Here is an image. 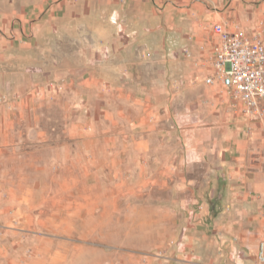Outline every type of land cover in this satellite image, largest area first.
<instances>
[{
    "label": "crops",
    "instance_id": "0c3cea01",
    "mask_svg": "<svg viewBox=\"0 0 264 264\" xmlns=\"http://www.w3.org/2000/svg\"><path fill=\"white\" fill-rule=\"evenodd\" d=\"M89 1L78 0V6L93 15L90 21L87 17L82 21L83 13L72 10L74 3L63 0L60 16L68 20L63 29L69 31L70 23H77L79 28L93 24L91 38L109 44L110 54L122 55L134 52L137 34L131 32L133 26H142L145 20L152 22L157 27L147 28V32L142 27L145 34L136 39H150L151 34L154 38L158 33L161 38H152V46L158 51L165 48V42L172 44L171 48L177 51V69L184 73V79L196 71L192 61L184 57V49L193 51L197 57L203 56L200 49L207 50L212 40L206 39L199 25L203 21L214 34L213 25L217 22L212 21L211 11L198 15L202 9L199 0H165L163 9L157 6L162 0H105L111 9L106 16L96 8L93 10ZM131 5H136L142 14L129 15ZM174 7L177 16H173ZM9 9L6 16L0 15L1 28L6 26L9 16L18 12L13 6ZM24 11L25 16L30 14L31 7L23 6ZM247 12L246 20H240L237 12V19L226 20L223 15L218 22L229 29L240 27L254 33L264 16L255 8ZM170 25L176 26L175 38L166 35V27ZM20 29L22 33L25 30ZM214 36L212 56L217 40ZM1 44L3 56L6 45L4 41ZM211 73L210 60L209 69L204 71V83L224 89L218 83L205 82ZM1 85L2 89L10 88L6 83ZM39 92L31 88L25 95L13 94L1 91L0 87V97L5 99L0 102V234L8 227L32 232L31 247L38 249L43 241L47 242L45 257L49 261L59 257L53 255L54 248L73 247L78 249L77 260L84 264H214L216 259L204 263L191 252L198 244L183 225L187 217L193 216L190 209L196 198L183 171L189 163L177 156V144L171 153L150 142L153 131L161 138L168 136L161 123L176 116L175 108L150 109V118L145 122L155 125L148 129L141 127L143 117L125 133H113L101 142L95 133H85L74 126L68 137L77 141L75 144L71 145L69 140L55 144L46 138L48 130L34 126L35 120H41L37 113L34 122L24 113L30 105L39 107L42 101ZM122 136L125 140L119 143ZM42 137V142H38ZM176 140L173 139L175 143ZM152 168L156 171L152 172ZM240 169L241 166L237 170ZM243 180L242 200L250 201L251 206L239 211L235 224L221 229L213 227L212 232H225L226 240L234 236L228 247L230 263L264 264L256 257L259 242L264 238V174L255 172L253 178ZM42 232L56 234L43 238ZM153 251L171 255L157 261L150 254ZM60 258L62 264H67L70 251L62 252Z\"/></svg>",
    "mask_w": 264,
    "mask_h": 264
},
{
    "label": "rangeland",
    "instance_id": "374dc122",
    "mask_svg": "<svg viewBox=\"0 0 264 264\" xmlns=\"http://www.w3.org/2000/svg\"><path fill=\"white\" fill-rule=\"evenodd\" d=\"M70 1L74 3L73 11L83 13L82 21L85 17L89 21V17L93 18L78 6V0ZM93 1L88 2H92L93 10L96 8L103 16L110 15L111 9L105 0ZM199 1L202 9L198 15L211 11L213 22L222 21L223 15L224 19L233 21L237 19V12L240 20H246L248 9L254 8L264 16V0ZM62 2L0 0V15L6 16L9 6L18 9L9 16L6 26L0 27V46L3 41L6 45L3 56L0 55V85H10L9 89H2L1 85V91L25 95L31 88L41 90L39 107L35 109L30 105L24 113L33 122L37 113L41 120H35L34 126L48 130L46 138L55 144L68 140L71 145L75 144L77 141L68 137L74 126L85 133H95L99 141L104 142L113 133L130 130L133 123L143 117L142 128L154 126L145 122L152 108L162 111L175 108L176 116L161 123L168 136L161 138L153 131L150 142L171 153L177 144V156L189 163L184 165L183 171L192 183L196 198L191 203L193 216L187 217L183 225L198 244L191 252L204 263L213 258L216 259L214 264H235L227 260L229 241L234 236L226 240L225 232L213 233L212 229L235 224L239 211L251 206L250 201L242 200L243 177L250 180L255 172L264 174V132L257 121L243 111L238 99L221 87L214 89L204 83V71L210 67L211 47L215 41L212 29L203 21L199 25L206 39L212 40L207 50L200 49L203 56L197 57L193 51L184 49V57L190 59L196 69L190 78L184 79V73L177 69V51L171 48L172 44L165 42V48L158 51L152 46L153 39L161 38L158 33L154 38L151 34L150 39H136L145 34L142 27L147 32V28L157 25L145 20L144 25L133 26L131 32L137 34L133 54L114 55L109 53V44L91 38L93 24L79 28L77 23H70L69 31L63 29L68 20L60 16ZM165 5V0L157 4L159 9ZM23 6L31 7V13L25 16ZM175 8L173 16H177ZM140 14L142 11L131 5L129 15ZM21 27L25 28L23 33ZM175 29V25L166 27V35L175 38ZM87 81H93L92 85ZM168 97L171 100H167ZM119 138V143L124 142L123 136ZM38 139L42 142L44 137ZM173 139H177L176 143ZM41 234L44 238L56 233ZM31 235L30 231L10 227L1 233L0 264H62L60 256L68 250L71 258L67 264H84L77 260L78 249L73 247L54 248L53 255L59 257L49 261L45 255L49 248L47 242L43 241L38 249L33 248ZM150 254L157 261L171 255L155 251Z\"/></svg>",
    "mask_w": 264,
    "mask_h": 264
},
{
    "label": "built area",
    "instance_id": "2783aa9c",
    "mask_svg": "<svg viewBox=\"0 0 264 264\" xmlns=\"http://www.w3.org/2000/svg\"><path fill=\"white\" fill-rule=\"evenodd\" d=\"M217 40L211 59L212 73L207 84L218 83L241 101L243 111L264 132V21L254 33L237 27L229 29L223 22L213 25ZM4 98L0 97L3 103ZM257 260L264 263V238L259 242Z\"/></svg>",
    "mask_w": 264,
    "mask_h": 264
}]
</instances>
